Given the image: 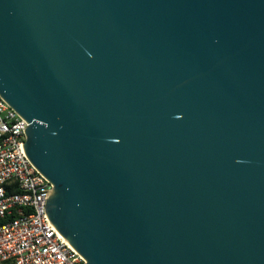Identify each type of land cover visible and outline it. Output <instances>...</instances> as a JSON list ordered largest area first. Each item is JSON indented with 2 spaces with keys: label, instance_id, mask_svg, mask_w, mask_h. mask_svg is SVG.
I'll list each match as a JSON object with an SVG mask.
<instances>
[{
  "label": "water",
  "instance_id": "obj_1",
  "mask_svg": "<svg viewBox=\"0 0 264 264\" xmlns=\"http://www.w3.org/2000/svg\"><path fill=\"white\" fill-rule=\"evenodd\" d=\"M0 96L83 264H264V0H0Z\"/></svg>",
  "mask_w": 264,
  "mask_h": 264
},
{
  "label": "built area",
  "instance_id": "obj_2",
  "mask_svg": "<svg viewBox=\"0 0 264 264\" xmlns=\"http://www.w3.org/2000/svg\"><path fill=\"white\" fill-rule=\"evenodd\" d=\"M26 126L27 122L0 96V217L16 209L14 217L0 223V261L83 264L84 257L44 210L51 183L23 151ZM9 180L15 181L18 191H7L5 183Z\"/></svg>",
  "mask_w": 264,
  "mask_h": 264
},
{
  "label": "trees",
  "instance_id": "obj_3",
  "mask_svg": "<svg viewBox=\"0 0 264 264\" xmlns=\"http://www.w3.org/2000/svg\"><path fill=\"white\" fill-rule=\"evenodd\" d=\"M5 184H6V187H7V191H8V192L18 191V188H17V186H16L14 180H9V181H7ZM26 209H27V208H26ZM26 209H25V210H26ZM15 210H16V209H13V210L11 211V213L6 214L4 217H0V223H3V222H5L6 220H8V219L14 217V216L16 215V211H15ZM11 263H12L11 260H2V261H0V264H11Z\"/></svg>",
  "mask_w": 264,
  "mask_h": 264
}]
</instances>
